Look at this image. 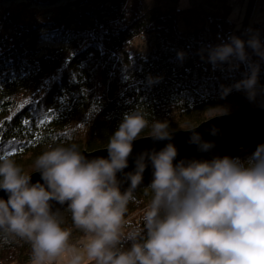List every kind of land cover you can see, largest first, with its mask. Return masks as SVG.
I'll return each mask as SVG.
<instances>
[{"label": "trees", "instance_id": "16d2710c", "mask_svg": "<svg viewBox=\"0 0 264 264\" xmlns=\"http://www.w3.org/2000/svg\"><path fill=\"white\" fill-rule=\"evenodd\" d=\"M228 1L225 13L198 15L199 26L180 29L184 11L175 6L162 10L145 0H76L58 17L33 23L27 41L7 38L5 31L18 18L9 9L0 12V156L32 174L34 161L50 147L75 144L80 152L106 148L124 114L134 110H141L150 124L167 121L176 132L263 106L264 60L252 49L246 46L245 51L260 71L251 96L235 89L225 94L221 87L244 78L245 64L233 61L239 67L230 68L208 60V50L228 43L230 36L247 41L258 33L264 45V26L231 21ZM39 32L57 46L40 54L35 49ZM150 134L148 127L137 139ZM257 146L229 157L244 160ZM151 179L133 192L124 231L142 228ZM51 210L61 227L71 231L70 245L84 237L67 203ZM0 264H31L30 242L0 230Z\"/></svg>", "mask_w": 264, "mask_h": 264}, {"label": "clouds", "instance_id": "9594fccd", "mask_svg": "<svg viewBox=\"0 0 264 264\" xmlns=\"http://www.w3.org/2000/svg\"><path fill=\"white\" fill-rule=\"evenodd\" d=\"M228 41L210 48L208 60L230 68L245 64L244 78L221 87L225 94L235 89L251 96L260 68L245 48L264 60V45L258 33ZM148 127L154 141L173 139L167 121L150 124L138 109L124 114L107 141L106 158L88 159L75 144L50 147L34 161L43 183H32L31 173L0 156V190L8 197L0 198V230L30 242L31 264H54L69 250L74 253L69 264H82L85 256L69 244L71 231L51 210L55 201L67 203L84 234L87 261L94 264H264V144L244 160L218 154L177 160L178 150L169 142L138 153L133 170L124 172L133 141ZM194 129L189 128L188 143L211 152L214 143ZM149 168L151 199L144 205L143 226L124 231L128 204Z\"/></svg>", "mask_w": 264, "mask_h": 264}, {"label": "rangeland", "instance_id": "374dc122", "mask_svg": "<svg viewBox=\"0 0 264 264\" xmlns=\"http://www.w3.org/2000/svg\"><path fill=\"white\" fill-rule=\"evenodd\" d=\"M76 0H0V12L9 9L12 15H16L17 22L5 31L7 38L17 41L23 39L27 41L26 33L31 30L33 23L46 22L51 17H58L61 9ZM152 7H159L162 10H170L174 6L184 11V15L178 19L180 29H193L199 26L198 15L227 11L228 0H145ZM224 10V11H223ZM189 11V12H187ZM59 14V15H58ZM58 15V16H57ZM36 21H33V19ZM228 18L236 24L246 25L260 24L264 26V0H232L228 10ZM38 28V27H37ZM40 34L35 40V49L43 54L45 50L55 48L57 45L48 38ZM86 243L84 237L71 244L79 250V254L85 256L82 264L89 263L83 245ZM74 253L69 250L64 256L57 258L54 264H69Z\"/></svg>", "mask_w": 264, "mask_h": 264}, {"label": "water", "instance_id": "95a60500", "mask_svg": "<svg viewBox=\"0 0 264 264\" xmlns=\"http://www.w3.org/2000/svg\"><path fill=\"white\" fill-rule=\"evenodd\" d=\"M204 141L213 142L215 147L208 153L197 151L196 145L189 144L188 140L192 135L189 130L172 132L171 141H154L151 136L143 137L133 141V152L128 160L129 167L124 172H130L134 168L135 156L145 150H160L167 143L171 142L178 150L177 160L183 158H210L212 155L229 156L240 149L251 148L264 144V105L250 109L239 110L234 113L215 116L208 119L194 129ZM88 159L96 157L106 158L108 153L106 148L92 152L81 151ZM175 163V161H174ZM119 176V174H118ZM152 178L151 169H146L143 180ZM41 182L39 172L31 174V182ZM124 187H128L127 183ZM0 198L7 200V195L0 190ZM52 206L57 205L55 201H50Z\"/></svg>", "mask_w": 264, "mask_h": 264}]
</instances>
